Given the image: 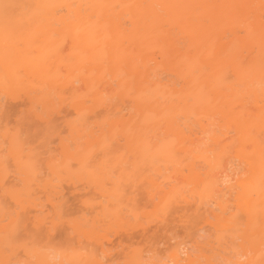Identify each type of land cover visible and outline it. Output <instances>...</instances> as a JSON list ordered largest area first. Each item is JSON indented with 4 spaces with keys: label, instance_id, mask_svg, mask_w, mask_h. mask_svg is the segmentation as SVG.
Segmentation results:
<instances>
[{
    "label": "bare ground",
    "instance_id": "1",
    "mask_svg": "<svg viewBox=\"0 0 264 264\" xmlns=\"http://www.w3.org/2000/svg\"><path fill=\"white\" fill-rule=\"evenodd\" d=\"M64 178L102 198L68 223L97 248L27 249L65 221ZM0 191L21 210L0 203V264H112L100 219L169 232L122 264H264V0H0Z\"/></svg>",
    "mask_w": 264,
    "mask_h": 264
},
{
    "label": "rangeland",
    "instance_id": "2",
    "mask_svg": "<svg viewBox=\"0 0 264 264\" xmlns=\"http://www.w3.org/2000/svg\"><path fill=\"white\" fill-rule=\"evenodd\" d=\"M12 104H13V103H12ZM11 106L13 107L14 105H11ZM15 107H16V106H15ZM65 108H66V107H65ZM16 109H17V108H16ZM10 110H11V114H12L13 111H12V109H10ZM66 110H67V109H66ZM66 110H65V112H64V111L62 112V115H63V114L66 115V114L68 113V112H67L68 110H67V111H66ZM8 112H10V111H8ZM8 112H7V115L9 114ZM70 113H71V115L75 116V115L73 114V112L69 111L68 114H70ZM5 114H6V113H5ZM15 114H17V113H15ZM68 114H67V115H68ZM7 115H6V116H7ZM9 115H10V114H9ZM13 115H14V114H13ZM13 115H10V117L13 116ZM71 115H70V118L72 117ZM14 116H16V115H14ZM18 116H19V117H18ZM20 117H21L20 114H17V116H16L15 118H14V117H11V118H10L11 120L8 119L9 116L5 117V119L7 118V119L5 120V123H9V124H10V125H9V124L7 125L8 128H16V127H19V126H21V128H22L23 125L20 124V123L23 124V119H22V117H21L22 122L19 120L20 122L17 123V122H18L17 120H18V118H20ZM68 117H69V115L67 116V118H68ZM65 118H66V117H65ZM73 118H74V117H72L71 119H73ZM15 119H17V120L14 121ZM62 119H63V118H62ZM60 120H61V119H60ZM60 120L58 119L56 122L59 121V122L63 123L62 120H61V121H60ZM7 121H8V122H7ZM9 121H10V122H9ZM24 121H25V120H24ZM59 122H58V123H59ZM26 123H28V122H25V123H24V126H25V127H23V128H25V129H27L26 126H29V125L26 124ZM29 123H34V121L29 122ZM58 123H57V125H58ZM25 124H26V125H25ZM11 125H12V126H15V127H12ZM61 125H62V124H60L59 127H60ZM33 128H34V127H33ZM33 128H30V130H29V134H30L31 132H32V134H33L34 131L36 132V130H37V132H39V130H40V129H38L39 127H38V128H35V129H33ZM61 128H62V129H63V128H66L65 125H64V123H63V127L61 126L59 129L61 130ZM25 129H24V131L26 132L25 134H27V130H28L29 128H28L27 130H25ZM65 130H66V129H64V132L66 133V132L68 131V129H67L66 131H65ZM24 131H22V132H23V135H22V136H25ZM30 131H31V132H30ZM61 131H62V130H61ZM32 134H30V135L27 134V135L31 137ZM38 134H40V133H38ZM62 134H63V131L61 132V136H62ZM69 134H70V133H69ZM69 134L66 133V135L64 134V136H65V137H66L67 135L69 136ZM33 135H34V134H33ZM64 136H63V139L65 138ZM34 137H35V136H33V138L30 139V140H34V139H35ZM39 139H41V138H39ZM39 139L37 138V140L35 139V141H32L33 143H35V144H33V145H37V146L39 147V146L41 145V144L39 143V142H40ZM38 140H39V141H38ZM41 140H42V139H41ZM54 141H56V142H53L55 145H53L52 143H50V144L52 145V147H54V149H56L55 146H57L56 143H57L58 140H54ZM32 142H31V143H32ZM36 142H37V144H36ZM39 144H40V145H39ZM50 144H48V146L51 148ZM46 148H47V147H44V148L42 147V149H46ZM39 149H40V151L42 150L41 147H40ZM39 149H38V150H39ZM51 149H52V148H51ZM52 150H53V149H52ZM42 166H43V165H42ZM12 168H13V167H12ZM12 168H11V169H12ZM11 169H10V170H11ZM43 169H44V168H43ZM43 169H42V170H43ZM44 170H45V169H44ZM44 170H43V171H44ZM12 172H13V170H12ZM44 172H45V171H44ZM185 172H186V171H185ZM9 174H11V173H9ZM12 174H13V173H12ZM12 174H11V175H12ZM9 178H10V180H11V179L13 178V176H10ZM73 178H74V177H73ZM75 179H76V177H75ZM75 179H74V181H75ZM82 179H83V178H82ZM64 180H65V181H64ZM66 180H69V179L64 178V179H63V182H62V180H61V182H62V183H61V184H62V187L65 188V189L68 187V184H67ZM71 180H73V179H71ZM77 180H78V179H77ZM77 180H76V182H78ZM83 180H84V179H83ZM80 181H81V180H80ZM68 183H69V182H68ZM70 183H71V182H70ZM78 183H79V182H78ZM81 184H82V186H83V183H82V182H81ZM79 185H80V184H79ZM16 187H17V186H15L14 188H16ZM18 187H20V186H18ZM69 187H70V189H73V187H72L71 185H69ZM69 187H68V189H69ZM71 187H72V188H71ZM78 188H79V187H78ZM84 188H86V189H83V187H82V189H81V185H80V190L77 189V191H74V189H73L72 192L70 191V189H69V190H68V189H66V190L64 189V193H65V191H67V192L64 194V195H65V196H64L65 198L63 197L64 199H62V200L64 201V200L66 199V200H65L66 203L64 204L65 209H64V207H62V209H60L61 211H59V219L62 220L61 222H63L64 219H65V221H67V220H68V221H67V222L64 221L63 223L58 222V224H57L58 226H56L55 230H54L52 233H50V234H53V235H48V236H50V237H48V236H46V235L44 234V233H46V231H45L43 228L40 229V230H39V229L36 230V229H33V228H32V227H34V226H32L31 224H30V225L28 224L27 227H29L30 230H29L28 228H27V230H29V232H30L29 234H30V235H28L27 238H26V236H25L26 234H25V235L23 234V233H25V231H24L23 229L21 230V228H23V226H25V224L27 225V222H28V219H27V218H29V217H28L29 215H30V218L33 219V216H35V215H33V213H35V212H32V213L30 212L29 214H28V212H26V214H28V215H24V212H23V213L21 212V213H22V217H23V215H24L23 219H24L25 221H22V220H21V221H22V223H20L21 226H20V227H16V228H18V231H19V228H20L21 232H23V233L20 232L21 235H23V238H22V236H21V239L19 240L20 243H19V242H18V243L21 244V245H25V246H27V247H26L27 249H31V248H32V249H34V248L37 249V248H40V250H41V248H42V250L45 249L44 251H46V250H47V251H50V250L53 251V250H55V252H56V251L58 252L59 249H61L60 251H63L62 249H73V247H75V249H76V248H78L79 246L81 247L82 244H83L84 246H86V245H89V246H90V243H92L94 240H93L92 242H91L90 240H89V241H87V240H85V239L83 240L82 238H83L84 236H83V235H80V236H79V235H76L75 233H76L77 231H76V232L73 231L74 228H70L69 225H68V223H69V222H72V220L75 221V220H82V218L84 219L85 216H84L83 214L87 215V217H86L85 219H86V220H89V222H90L91 218H93L92 216L94 215L95 211L97 212V210H98V208H99V204L101 203L99 200H101L102 198H99V197H98V196H99L98 193H96L95 191L91 190V189H92L91 187H90V189H88L89 187H84ZM75 190H76V189H75ZM89 190H90V191H89ZM0 192H1V191H0ZM36 192H37V191H36ZM94 192H95V193H94ZM2 193H4V192H1V193H0V201H1L0 203H3V205H5V209H4V211L9 212V211L11 210L13 213H11V212H9V213L12 214L11 216H15L16 214H15L14 212H16V211H14V210H16V209L19 208V207L16 208V204H14V202L10 199V197H9L6 193H5V194L7 195V197H6L5 194H2ZM39 193H40V194H39ZM37 194L39 195V198H40V199H39V198H36V197H38ZM1 195H2V196H1ZM3 195H4L5 197H4ZM44 195H45V194H44ZM44 195L41 193V191H40V192L38 191V193H35V196H36V197H35V200H36V199L41 200V201L43 200V202H44V199H45V198H44ZM97 195H98V196H97ZM138 195H140V194H138ZM141 195H142V196H141ZM141 195H140V196H137V197H138V199L141 200L143 206H142V204H140V206H141L142 208H141L140 206H138V207H140V208H137V207H136V208H137V211L140 212V216H141V212H142V214H143V211H145V213H144V215H143L144 217L141 216L142 218H140V220L142 219V220H144V221L146 222L145 219H147L148 217H149V218H152V216L155 215L156 211H155V210H152V211H155V212H152L153 215H150V214H149L151 217H150L149 215H148V217H147V215H146V218H145L146 211H147V213H149V211H151V209H153L152 207H153L154 204L152 205V203H151V205H152V207H151V205H150L149 203H146V201L143 200V199H145V197H144L145 194H143V192H141ZM32 196H33V195H32ZM139 197H141V198H139ZM86 199H89V200H87V202H89V201H90V202H92V201H93V202H94V201L97 202V204H96V203H95V204L92 203V204H94V206H95V205H98V206H97L98 208L95 206L97 210L94 209V206H93V208H92L91 205H87V207L84 206V205H83V204H84L83 202H86ZM38 200H37V201H38ZM82 200H83V201H82ZM45 201H46V203H44V204L47 205V200H45ZM101 201H102V200H101ZM38 202H39V201H38ZM43 202H42V203H43ZM141 202L138 200V204H137V205H139V203H141ZM144 202H145V205H147V206H144ZM90 204H91V203H90ZM3 205H2V206H3ZM48 206H49V207H48ZM89 206H91V207H89ZM44 207L46 208V210L49 209V210H48L49 213H53L52 210L50 211V209H51V205L48 204L47 207H46V206H44ZM84 207H85V208H84ZM88 207H89V208H88ZM86 208H88V210H87ZM154 208H155V206H154ZM0 209H1V208H0ZM140 209H142L143 211H140ZM46 210H45V212H47ZM64 210H65V211H64ZM89 210H90V211H89ZM93 210H95V211H93ZM1 211H3V210H1ZM17 211L20 213L21 210L17 209ZM31 211H32V210H31ZM63 211H64V213H63ZM91 211H93V213H92ZM18 212H17V213H18ZM139 212H138V213H139ZM19 213L17 214V216H20V215H21V214L19 215ZM54 213H55V212H54ZM60 213H61V215H60ZM65 213H66V214H65ZM152 213H151V214H152ZM14 214H15V215H14ZM7 215H8V214H7ZM36 215H37V214H36ZM48 215H49V214H48ZM53 215H54V214H53ZM82 215H83L84 217H83ZM136 215H137V214H136ZM17 216H16V217H17ZM26 216H27V217H26ZM56 216H57V217H56ZM62 216H64V217H62ZM140 216H138V217H140ZM155 216H157V215H155ZM54 217H55V220L57 221L58 219H56V218H58V215L56 214ZM138 217H137V218H138ZM30 218H29V219H30ZM149 218H148V220H149ZM153 218H154V217H153ZM153 218H152V219H153ZM6 219H8V218H5V219H3V220L5 221ZM18 219H19V218H18ZM18 219H16V221H18ZM21 219H22V218H21ZM48 219H50V218L48 217ZM48 219H46V222L48 221ZM85 219H84L83 223L85 222ZM152 219H151V220H152ZM3 220H2V221H3ZM19 220H20V219H19ZM69 220H70V221H69ZM94 220H96V219H93V221H94ZM97 220H98V219H97ZM106 220H107V219H106ZM148 220H147V221H148ZM2 221H1V224H2ZM31 221H32V220L30 219V220H29V223H31ZM99 221H101V219H100ZM99 221H98V222H99ZM149 221H150V220H149ZM19 222H20V221H19ZM19 222H18V226H19ZM23 222H24V223H23ZM25 222H26V223H25ZM75 222H76V221H75ZM77 222H78V221H77ZM95 222H96V221H95ZM98 222H97V224H96L97 226H95V223H94V222H93L94 225H93V223H92V225L95 226V227L97 228V230H98L100 233H106V237H104V238L102 237V240L105 239V238H107V239L109 238V239L111 240V243L108 241V242H109L108 245H107L108 242H106L107 240L105 239V242H104V240H103V242L106 243L105 245L111 247V245H113V243H114V246H112L113 249H114V251H113V249L111 248V249H112V251H111V253H112V257L114 256L113 253H115V255H117L116 253H118V255H117L116 257L114 256L113 261H111L112 264H122V262H123L122 259L124 258L123 256H125V253H128V251H129V253H130V252H133V249H134V248H135L134 250H138V249H141V248H143V249H148V247H149V248H154V247H155V249L158 248L159 250H161L163 246H164V247H167V246H166L167 243H165V239H164V240H161V243L164 242L163 244H161V243H157L159 246L155 244V243H156L155 241L158 240V239L160 240L161 237H162V238H163V237L166 238L167 236H169V232L166 233V230H164V229H163L164 231L162 230V232H159V233H158V230H157V229L155 230V228H154L153 230H150L151 232H152V231H153V232L157 231V233H151V232L148 233L149 235H150V233H151V235L153 234L152 236H150L151 238H149V235H148V237H147V235H146V236H143L142 233H141V231H139V230H135V231L133 230L132 233H131L130 231H129V233H131L133 236H135L136 233H137V236H138V237L136 236V237L133 238V236H132L131 234L129 235V233H128V234H127V238H126V234H125L126 231L121 233V230H116V228H114V226L117 227V226L120 225L118 222H117V223H118L119 225H117V226L114 225L113 228H112V227H110L111 225H113L112 221H110L111 224H109L110 222L108 223V222L106 221L107 225H109L110 228H109V229H106V228H108V227H106L105 229H103L106 225L104 226L103 223H105V222L102 220L101 223H102L103 225H102L100 222H99V224H101L100 226L103 227L102 230H104V231H102V230L100 229L101 227L98 226ZM7 223H8V222H7ZM14 223L17 224V222H14ZM14 223H13V224H14ZM48 223H49V222H48ZM48 223H47V224H48ZM80 223H82V221H81ZM115 223H116V222H115ZM4 224L6 225V222H5ZM76 224H77V223H76ZM76 224H75V226L78 227L79 225H76ZM78 224H79V223H78ZM85 224L88 225V228H87V229H90L88 222L85 223ZM85 224H83V225H85ZM7 225H8V224H7ZM7 225H6V226H7ZM9 225L11 226L10 223H9ZM9 225H8L7 227H9ZM22 225H23V226H22ZM72 225H73V224H72ZM2 226H3V225H2ZM30 226H31V227H30ZM122 226H123V225H122ZM122 226L120 225V227H122ZM11 227H12V226H11ZM13 227H14V226H13ZM43 227H44V226H43ZM85 227H87V226H85ZM99 227H100V228H99ZM179 227H180V226H179ZM31 228L34 230L33 233L35 232V235H33L32 231H31V230H32ZM79 228H80V227H79ZM82 228H84V227H82ZM96 228L94 229V231H96ZM98 228H99V229H98ZM122 228H124V227H122ZM122 228H120V229H122ZM72 229H73V230H72ZM117 229H118V228H117ZM165 229H166V228H165ZM41 230H43V231H41ZM122 230H123V229H122ZM154 230H155V231H154ZM180 230H181V227L178 228V226H177V227H175L172 231L180 232ZM36 231H37V232H36ZM44 231H45V232H44ZM119 231H120V232H119ZM123 231H124V230H123ZM136 231H138V232H136ZM159 231H160V230H159ZM42 232H43V233H42ZM73 232H74V233H73ZM99 232H98V233H99ZM139 232H140V235H139ZM20 233H19V235H20ZM92 233H93V232H92ZM94 233L96 234L97 232H94ZM100 233H99V235H101ZM126 233H127V232H126ZM162 233H163V234L165 233L164 236H163ZM27 234H28V233H27ZM124 234H125V235H124ZM134 234H135V235H134ZM154 234H155V235H159V237H160V235H161V237H160V238H157L158 236L155 237ZM167 234H168V235H167ZM31 235H33L34 237L31 236ZM92 235H93V234H92ZM99 235L97 234V236H99ZM102 235L104 236V234H102ZM165 235H166V236H165ZM24 236H25V237H24ZM77 236L79 237V240H80V237L83 236V237H81V240H83V241H82V242H81V241L77 242V241H78V239H77L78 237H77ZM94 236L96 237V235H94ZM130 236H131L132 238H131ZM30 237H32V238H30ZM91 237H93V236H91ZM124 237H125V238H124ZM93 238H94V237H93ZM93 238H92V239H93ZM97 238H98V237H97ZM99 238H100V237H99ZM99 238H98V239H99ZM143 238H145V239L143 240ZM147 238H148V241H149V242L147 241ZM152 238H154V239L156 238L155 241H153L154 239H152ZM86 239H87V238H86ZM94 239H96V238H94ZM100 239H101V238H100ZM121 239H122V240H121ZM151 239H152V240H151ZM141 240H143V241H141ZM145 240H146V242H145ZM159 240H158V241H159ZM86 241H87V242H86ZM112 241H113V243H112ZM151 241H153V242H155V243L152 242V244H153V245H152V244H151ZM120 242H122V243L120 244ZM172 242H173V241H172ZM88 243H89V244H88ZM145 243H146L147 245H146ZM92 244L95 246L96 242H95V243L93 242ZM92 244H91L90 249H95V248L93 247ZM31 245H33V246H31ZM83 245H82V246H83ZM151 245H152V246H151ZM36 246H38V247H36ZM40 246H43V247H40ZM77 246H78V247H77ZM96 246H97V244H96ZM96 246H95V247H96ZM128 246H129V247H128ZM143 246H144V247H143ZM147 246H148V247H147ZM150 246H151V247H150ZM188 246H189V245H188ZM22 247H23V246H22ZM30 247H31V248H30ZM33 247H34V248H33ZM44 247H45V248H44ZM71 247H72V248H71ZM80 247H79L78 249H81ZM124 247H125L126 249H125ZM137 247H138V248H137ZM139 247H140V248H139ZM159 247H160V248H159ZM164 247H163V248H164ZM20 248H21V247H20ZM46 248H47V249H46ZM48 248H49L50 250H49ZM82 248H83V247H82ZM85 248H86V247H84V249H85ZM96 248H97V247H96ZM127 248H128V249H127ZM75 249H74V250H75ZM78 249H76V250H78ZM84 249H83V250H84ZM123 249L125 250V251H123L124 253L122 252ZM158 249H157V250H158ZM19 250H20V251H19ZM19 250H18V251L20 252V253H19V254H20L19 256L23 255V256H21V258H22V257L25 258L24 254L22 253L23 250H22V249H19ZM130 250H131V251H130ZM71 251H72V250H71ZM84 251H85V250H84ZM64 252H66V251L64 250ZM68 252H69V251H68ZM21 253H22V254H21ZM58 253H59V252H58ZM120 253H121V254H120ZM119 256H121L122 258L119 257ZM99 257H101V255L98 256V258H99ZM118 257H119V260H116V259H118ZM23 258H22V259H23ZM99 259H100V258H99ZM104 259H105V258L102 257V261H101V260H100V261L103 262ZM125 259H126V258H125ZM125 259H124V261H125ZM115 261H116V262H115ZM123 263H125V262H123ZM105 264H106V261H105Z\"/></svg>",
    "mask_w": 264,
    "mask_h": 264
}]
</instances>
